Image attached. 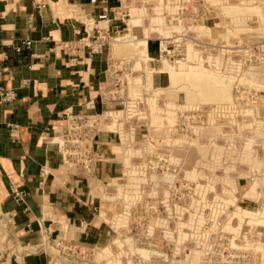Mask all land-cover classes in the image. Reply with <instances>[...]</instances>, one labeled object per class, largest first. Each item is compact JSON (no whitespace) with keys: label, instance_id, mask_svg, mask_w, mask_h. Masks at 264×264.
<instances>
[{"label":"rangeland","instance_id":"obj_1","mask_svg":"<svg viewBox=\"0 0 264 264\" xmlns=\"http://www.w3.org/2000/svg\"><path fill=\"white\" fill-rule=\"evenodd\" d=\"M113 1L118 105L89 117L112 172L81 174L102 234L73 242L61 220L54 264H264V0ZM163 71L184 79L151 84Z\"/></svg>","mask_w":264,"mask_h":264},{"label":"crops","instance_id":"obj_2","mask_svg":"<svg viewBox=\"0 0 264 264\" xmlns=\"http://www.w3.org/2000/svg\"><path fill=\"white\" fill-rule=\"evenodd\" d=\"M101 11L89 0H0V90L13 94L0 98V264H54L61 220L73 242L93 245L102 234L89 179L64 163L53 141L65 113L99 115L115 106L105 100L108 56L79 44L93 41L90 21L98 23ZM25 39L32 48L16 52ZM147 51L157 55L152 42ZM10 125L19 126L18 138ZM100 160L95 175L111 174L112 162Z\"/></svg>","mask_w":264,"mask_h":264},{"label":"built area","instance_id":"obj_3","mask_svg":"<svg viewBox=\"0 0 264 264\" xmlns=\"http://www.w3.org/2000/svg\"><path fill=\"white\" fill-rule=\"evenodd\" d=\"M91 4L101 5L102 11L98 14L97 19L98 22L101 21H112L110 18V8L108 6L109 0H89ZM112 10V9H111ZM109 28V26L107 27ZM95 34L93 35V41L88 42H79V44L83 47L90 48V54H94L97 51H100L103 47V41L106 39V30L105 28L94 26ZM33 40L25 39L19 44L14 45V49L16 52L29 51L32 48ZM118 69V68H117ZM114 69L112 66V71L107 72L108 77V87L111 86L113 80H119V76L117 74L118 70ZM119 73V72H118ZM108 94L112 97L113 95ZM0 98L4 102H8L13 98L12 92H3L0 90ZM114 101V100H113ZM116 105H118V101H114ZM120 102V101H119ZM127 100H122L120 102V106L122 109H125L128 106ZM101 115H72L65 113L64 118L66 119V126L64 131L55 136L61 138V142L59 141V148L63 156L64 163L70 168L76 171V173L87 174L94 170L96 163L99 161L98 152L96 147H99L98 140L96 138L100 135V130H97L96 126H93L95 121L89 119V117H96ZM10 135L12 138L16 139L19 137V126L18 125H10ZM73 165H70L72 164ZM15 194L16 200H21L23 197V193L18 189L13 190Z\"/></svg>","mask_w":264,"mask_h":264},{"label":"bare ground","instance_id":"obj_4","mask_svg":"<svg viewBox=\"0 0 264 264\" xmlns=\"http://www.w3.org/2000/svg\"><path fill=\"white\" fill-rule=\"evenodd\" d=\"M93 21H90V27L92 26V23ZM92 23V24H91ZM100 23H107V21H101ZM103 24V25H105ZM96 25V26H99V23H95L93 24V26ZM100 27V26H99ZM102 28H104L102 26ZM162 75H165L166 78H167V81L168 83H178L179 81H182L184 79V77H182V75H180L179 73H175V72H167V71H163V72H155V73H150L149 77H150V82L151 84H156V78L158 79L159 76L162 77ZM183 78V79H182ZM200 79V78H199ZM200 83V82H199ZM218 83V82H217ZM207 84V83H206ZM204 84L200 85V87H202ZM218 85V84H217ZM154 86V85H153ZM223 86V84H222ZM222 91V90H221ZM225 91V90H224ZM226 92V91H225ZM186 95V94H185ZM209 95V94H207ZM190 96V95H189ZM189 98V97H188ZM188 98H185V99H188ZM129 104V103H128ZM125 113H127L129 111V105L126 106V108L124 109Z\"/></svg>","mask_w":264,"mask_h":264}]
</instances>
